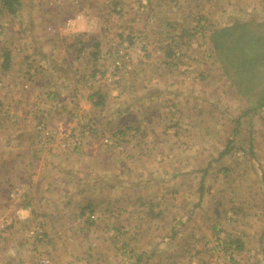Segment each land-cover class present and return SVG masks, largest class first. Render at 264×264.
Segmentation results:
<instances>
[{
	"label": "crops",
	"instance_id": "crops-1",
	"mask_svg": "<svg viewBox=\"0 0 264 264\" xmlns=\"http://www.w3.org/2000/svg\"><path fill=\"white\" fill-rule=\"evenodd\" d=\"M55 1L20 0L9 16L0 0V213L14 219L0 232V264H36L44 251L52 264H211L210 243L231 231L242 242L237 264H264V213L257 225L243 222L234 231L230 223L226 194L243 188L248 165L238 175L242 155L221 156L229 140L218 155L203 143L205 134L210 142L218 137L219 126L203 118V109L233 103L217 89L225 82L230 90L229 81L209 35L239 21L204 31L191 14L182 24L175 0ZM48 19L57 29L47 38L40 34ZM199 31L224 79L206 75L198 57L190 60L193 67L181 64L179 46L189 51ZM120 50L128 60L111 85L108 70ZM209 77L217 85L210 90ZM98 90L107 92L101 108L93 106ZM41 121L79 132L82 146L76 152L42 148ZM194 130L198 137H186ZM258 176L263 182L264 170ZM15 186L27 189V202L10 200ZM243 201L232 209H242ZM39 219L43 245L28 231Z\"/></svg>",
	"mask_w": 264,
	"mask_h": 264
},
{
	"label": "rangeland",
	"instance_id": "rangeland-1",
	"mask_svg": "<svg viewBox=\"0 0 264 264\" xmlns=\"http://www.w3.org/2000/svg\"><path fill=\"white\" fill-rule=\"evenodd\" d=\"M262 1L263 0H196V1H193L192 7H187L185 9L186 0H175V7L176 9L178 8L181 14L180 23L186 24L189 20L188 19L189 16L192 14L191 17H194L195 19L194 24L195 25L197 24L198 26L200 24V27H198L199 29L207 30V27L209 26L210 27L211 26L212 27L225 26L227 24H230L232 21H242V20L253 19V18L257 19V21L261 20L260 18L264 17V3ZM55 2L59 6H62L63 4V0H56ZM257 3H259L258 6H257ZM187 9L189 11H187ZM216 11H218L219 14H215ZM232 11H235V13L231 14ZM228 13H230V15H228ZM48 16L49 14L47 15V17ZM230 17L232 19H230ZM201 19L202 21L200 22ZM63 20L65 21V18ZM52 21L54 20L48 19L47 23L45 21L44 25H46L48 29L47 31H43L44 30L43 29L40 35L47 34L48 35L47 38H48L50 35H52L51 33L53 34L56 33L55 30L57 29V27L55 25H57V23L54 25L53 23H50ZM38 22L40 23V20H38ZM65 24H66L65 26L67 27L69 22H66ZM199 35H201V31H199L198 33L199 40L196 38L191 39L192 41H191V47L189 51L187 48H184L183 46H179V48L180 49L182 48L184 52V57L182 58L183 60L181 64H183V62L185 63V61H187L190 64V60L193 59V57H198L197 59L202 60V64L204 66L203 69L206 70V75H209V76L214 75V77L218 79V76L222 77V74L220 72V66L219 64L218 65L213 64L212 62L213 58H211L210 56L211 48L208 45L209 43L205 41L204 38L202 40L201 36ZM135 43H137V41ZM69 44L70 43H68L67 45ZM146 47H147V44H146ZM69 51H70V54H72L73 56L77 55V52L72 51V50H69ZM57 52L58 54L61 53L62 55L61 57L65 55L64 51L61 52L60 47L57 48ZM179 53L181 54V52ZM114 58L121 59L123 63L120 69H115L113 67L114 60L111 61L110 68L108 70V73H110L109 79L111 81L109 82H111V85L114 84L115 80L119 79V75L121 74V72L124 71L125 64L128 60L125 50L117 51L113 59ZM60 59L62 63L64 64L65 62L63 58H60ZM190 68L191 67H189L188 65L183 66V69L185 70H190ZM207 70L209 73H207ZM114 72L116 75H118V79L112 78V74ZM211 81H215L213 77H209L208 81H204L205 83L210 82L209 87H208L209 90L217 86V85H212ZM226 84L229 86L230 90H228V88L226 87L225 82H219L217 89L219 88V90H221L223 94L224 92H227L226 95L229 97V101L233 103L228 102L226 103L227 106L222 105L221 107H216V108L207 107L206 110L203 109L202 112L207 113V114H204L205 117L203 118H205L206 121L208 122L211 119H213L216 122V124L219 125L218 128H215L214 130L215 134L218 135V137H215V134H214L215 140L213 139L210 142L208 140L209 138H207L209 137V135L205 134L203 143L205 145L207 144L206 145L207 153L211 152V153H214L215 155H218V152L225 148L227 141L232 140L234 141L233 142L234 148L232 150L233 153L235 151L234 154L242 155L237 158L243 157V159H241L239 162L240 164L238 167L239 169L237 168L239 172L237 174L241 175V171L244 170L245 164L248 165L247 172L244 173V177L242 178V180L246 183L243 185L240 182L243 188L241 190L236 189L237 191H239L238 193L235 190L231 194H226L227 197H229L228 199L229 200L231 199L230 203H232L231 206L229 203L228 209L231 211L230 214L232 215L234 219L230 223L234 225L232 227L234 228V231H235V227L238 229L239 226H242L243 222L248 223L249 221H252L253 223L257 225L259 217L261 216V214L264 213L263 211V208H264L263 199L264 198H262V196H264V181L261 182L262 184L260 183V180L259 182H257V179L259 177L258 175L261 176L262 171L264 170V109L253 112L250 115L241 116L242 111L247 106L245 99L241 97V95L237 94L236 89L230 84V82H226ZM201 94H205V92L202 91L200 95ZM220 102L222 101L220 100ZM39 126H43V131H42L43 134L48 130L52 132L54 135L53 137H55V140L53 142H48L46 143V145H44L43 143L45 139L42 133L39 134L40 132ZM39 126L37 127V136H38V143L41 145V147L42 145H44L43 146L44 148H49V149L59 148L58 144L63 143L65 141H69L70 139L73 138V132L68 133V132L56 131L55 129L48 126L47 123H45L44 121L39 122ZM193 133L194 135H192L191 133H189L188 135L186 134V137H188L189 139H194V136L196 137L199 136L197 134L198 133L197 130H194ZM201 139L203 141L202 136H201ZM250 140H252V143L256 145L255 147L256 150L254 152V155H251V152L249 153ZM81 141H82V138H81ZM258 145H261V146H258ZM81 146L82 145H80L78 149ZM63 150L70 151L67 149H63ZM70 152H76V151L74 150ZM259 153H260V157L258 158L257 154ZM247 154L251 155L250 156L251 158H249ZM205 163L206 162H204L203 165H206ZM251 165L252 167H250ZM237 169L234 173L237 172ZM234 173L230 176V179L235 177ZM210 179H211L210 177H207V179L205 178L206 183L210 184L211 183ZM239 193H241L242 196H240ZM242 199H244L242 209H240L241 208L240 205L238 206L236 210L232 209L233 207L237 206L235 205L236 201L238 202V200L241 201ZM226 209L227 208H225L224 211H226ZM39 220L40 221L38 220L35 221L36 223L32 227H29L28 231L32 233L34 231L41 230L43 239L40 241V243L41 245H43L44 242H46L45 240L46 235H45V229L41 225L43 222H41L42 221L41 219ZM0 232H3V231H0ZM233 235L237 236L235 232L231 231L225 236L223 234L222 236L215 237L214 240H212V243H210L209 248H210L211 253L215 255L212 257L213 261L211 264H237L235 260V255H234L235 252H232V254H230L231 251L225 252L224 249H221V252L223 253V255H225L226 257L231 255L232 259L234 260L228 261V259H224V258L222 260L216 259L217 240H221L222 243H224L225 245V242L228 241L230 236H233ZM44 252L38 255L37 260L39 256L41 255L45 257L49 256V254L44 253ZM49 258L51 259L50 256ZM37 260H36V263H37Z\"/></svg>",
	"mask_w": 264,
	"mask_h": 264
},
{
	"label": "trees",
	"instance_id": "trees-1",
	"mask_svg": "<svg viewBox=\"0 0 264 264\" xmlns=\"http://www.w3.org/2000/svg\"><path fill=\"white\" fill-rule=\"evenodd\" d=\"M1 3L2 10L7 11L9 16H15L21 6L20 0H2ZM204 31L207 30L204 29ZM209 39L213 45L215 59L221 65L223 75L236 89L237 94L245 99L247 106L241 116L264 109V20L239 21L230 26L214 28ZM170 49L172 55L173 49ZM9 56L8 53H5L4 68H7ZM92 96L93 106L96 108H101L106 104L107 92L98 90ZM93 130L95 129H91V131ZM233 142L229 141L221 152V156L233 150ZM253 148L254 144L250 140L249 153L251 152L252 155H254ZM225 243H227V250H230L231 254L242 248L240 239L232 236ZM231 260L234 259L231 257Z\"/></svg>",
	"mask_w": 264,
	"mask_h": 264
},
{
	"label": "built area",
	"instance_id": "built-area-1",
	"mask_svg": "<svg viewBox=\"0 0 264 264\" xmlns=\"http://www.w3.org/2000/svg\"><path fill=\"white\" fill-rule=\"evenodd\" d=\"M178 55H180V53H178ZM113 60H114L113 67L115 69H120L123 61L121 59H117V58H114ZM112 78L118 79V75H116L114 72L112 74ZM89 128L90 129L95 128L94 123H90ZM39 131H38L39 134H41L43 131V126H39ZM42 135L44 136V139H45L44 143H43L44 145H46V143H48V142H53L55 140V137H53L54 136L53 133L50 132L49 130L46 131L44 134L42 133ZM70 135H72V134H70ZM81 138L82 137H81V134L79 132L76 134L73 133L72 139H70L69 141H65L63 143H60V144H58V146L61 149H67L70 151L75 150L76 151V150H78V147L80 145H82ZM118 139L119 140L122 139L121 135L118 136ZM114 141H115L114 139L109 138V143L112 144ZM9 198L12 202H15L14 204L25 203L28 200V191H27V189H25L21 186H15L14 188H11V191L9 193ZM91 217L94 218L95 216L92 215ZM13 222H14V219L12 216H9L7 213H0V231H4L5 229H7L9 226H11L13 224ZM41 232H42L41 230H37V231L32 232V234H35L36 238H38L39 241H41L43 239ZM226 244L227 243H225V245H224V243H222L221 240H217V247L216 248L218 250L216 249V251H217L216 252L217 253L216 259L222 260L224 258V259H228V261H231V255L226 257L221 252V249H224L225 252L230 251V250H227ZM36 264H51V259L49 258V256L45 257V256L41 255V256H39Z\"/></svg>",
	"mask_w": 264,
	"mask_h": 264
}]
</instances>
